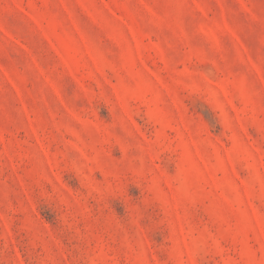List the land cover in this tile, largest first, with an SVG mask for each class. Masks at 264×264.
<instances>
[{
    "label": "rangeland",
    "instance_id": "rangeland-1",
    "mask_svg": "<svg viewBox=\"0 0 264 264\" xmlns=\"http://www.w3.org/2000/svg\"><path fill=\"white\" fill-rule=\"evenodd\" d=\"M0 264H264V0H0Z\"/></svg>",
    "mask_w": 264,
    "mask_h": 264
}]
</instances>
